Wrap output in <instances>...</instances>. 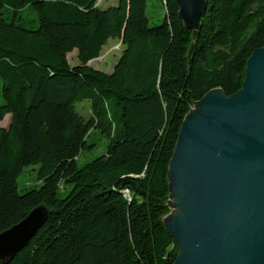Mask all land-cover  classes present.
I'll use <instances>...</instances> for the list:
<instances>
[{
	"label": "trees",
	"instance_id": "16d2710c",
	"mask_svg": "<svg viewBox=\"0 0 264 264\" xmlns=\"http://www.w3.org/2000/svg\"><path fill=\"white\" fill-rule=\"evenodd\" d=\"M97 1L0 0V232L50 211L7 264H174L164 220L181 124L209 91L238 92L264 44V0H206L195 38L175 0L151 1L156 23L148 0ZM108 39L123 46L110 73L89 64ZM92 130L107 146L80 166ZM36 164L38 186L20 193Z\"/></svg>",
	"mask_w": 264,
	"mask_h": 264
},
{
	"label": "water",
	"instance_id": "95a60500",
	"mask_svg": "<svg viewBox=\"0 0 264 264\" xmlns=\"http://www.w3.org/2000/svg\"><path fill=\"white\" fill-rule=\"evenodd\" d=\"M175 1L195 38L207 1ZM168 178L170 199L180 203L173 220H164L179 248L174 264H264V44L249 56L238 92L214 89L195 102ZM49 212L37 206L0 232V264L27 245Z\"/></svg>",
	"mask_w": 264,
	"mask_h": 264
},
{
	"label": "rangeland",
	"instance_id": "374dc122",
	"mask_svg": "<svg viewBox=\"0 0 264 264\" xmlns=\"http://www.w3.org/2000/svg\"><path fill=\"white\" fill-rule=\"evenodd\" d=\"M118 0H98L99 8L105 9L109 6L116 5ZM152 0L147 1L146 13L148 16H151L150 23L159 22L161 19L160 9L158 7H153L151 5ZM123 46L121 45L120 41L116 39H108L107 43L103 46L99 57L96 60H91L90 65L96 69H99L103 72H111L113 65L116 63L118 57L121 54ZM68 61L71 65L78 64V59L76 57V50H73L71 53L68 54ZM0 92H1V77H0ZM2 101L0 95V103ZM195 106V104H194ZM193 106V107H194ZM89 107L90 101L88 99L82 100L81 102H77L75 104L76 111L83 116L84 118L89 117ZM6 117L9 118V115ZM4 118L3 122H1L2 126L7 125V119ZM90 143H93V146H90L85 152H82L81 155L78 157L77 162L78 165H83L84 163L99 157L102 155L107 146V139L104 137L99 136L96 130H92L91 136L88 138ZM39 165H28L23 168L22 172L19 174L17 178V187L20 193L24 192L25 190L38 186L39 181L37 180V173H38ZM174 198V197H173ZM171 198V200L173 199ZM171 212L168 216H166V221H172L174 218V212L177 211V207L173 206L170 207Z\"/></svg>",
	"mask_w": 264,
	"mask_h": 264
},
{
	"label": "bare ground",
	"instance_id": "6f19581e",
	"mask_svg": "<svg viewBox=\"0 0 264 264\" xmlns=\"http://www.w3.org/2000/svg\"><path fill=\"white\" fill-rule=\"evenodd\" d=\"M195 109H196V108H193V109H192L193 117L195 116V115H194V114H195ZM170 203H171V206H172V207L175 206V207H177V209H179V207H180V203H179V201L177 200L176 197L173 198L172 200L170 199Z\"/></svg>",
	"mask_w": 264,
	"mask_h": 264
},
{
	"label": "crops",
	"instance_id": "0c3cea01",
	"mask_svg": "<svg viewBox=\"0 0 264 264\" xmlns=\"http://www.w3.org/2000/svg\"><path fill=\"white\" fill-rule=\"evenodd\" d=\"M97 3H98V1H97ZM98 6H99V4H97ZM97 59V58H96ZM96 59H94V60H96ZM70 63V62H69ZM75 64H77V63H75ZM89 64H90V62H89ZM71 65V64H70ZM114 66V65H113ZM112 69H113V67H112ZM112 71V70H111ZM108 73H110V72H108ZM6 119H7V125H8V122H9V118L8 117H6ZM6 125V126H7Z\"/></svg>",
	"mask_w": 264,
	"mask_h": 264
}]
</instances>
